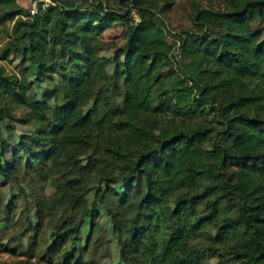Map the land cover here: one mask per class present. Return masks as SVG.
Instances as JSON below:
<instances>
[{
    "label": "trees",
    "instance_id": "1",
    "mask_svg": "<svg viewBox=\"0 0 264 264\" xmlns=\"http://www.w3.org/2000/svg\"><path fill=\"white\" fill-rule=\"evenodd\" d=\"M55 1L32 16L0 0V62L19 55L22 67L7 81L0 67V123L36 128L9 168L20 174L30 154L27 174L57 182L58 248L102 214L119 264H264V0L196 7L177 33L163 20L176 0ZM115 27L122 40L106 42ZM56 38L51 63L36 59ZM53 251L47 264H86L82 244L57 261Z\"/></svg>",
    "mask_w": 264,
    "mask_h": 264
},
{
    "label": "rangeland",
    "instance_id": "2",
    "mask_svg": "<svg viewBox=\"0 0 264 264\" xmlns=\"http://www.w3.org/2000/svg\"><path fill=\"white\" fill-rule=\"evenodd\" d=\"M33 1L18 0V4L22 8L31 9ZM50 1L52 4H57L55 0ZM108 1L110 6L115 8L121 0ZM154 2L161 6L165 0H154ZM224 6V0H176L174 8L163 18L165 27L173 33L192 29V18L196 7L223 11ZM133 18H136V16L134 15ZM122 37L123 28L115 27L108 30L103 39L106 42H117L121 41ZM169 37L170 42H173V37L171 35ZM4 42L2 41L1 44ZM59 44L60 41L56 38L48 53L40 54L35 58L50 64L56 57ZM87 45V40L80 41L78 49L84 50ZM16 46H20V44ZM64 50L65 56H72L73 58L77 56L75 52H70L67 48ZM111 54V52H104L103 56L109 57ZM12 60V63L0 62V67L4 68L7 75L2 79L3 81H7L9 76L13 75L22 78L19 55H14ZM110 71H112V68H110ZM34 80L33 75L29 76V82ZM52 86L45 83L41 86L37 84L36 88L40 92H46L52 89ZM35 132L36 128L33 125H23L13 120L0 123V133L5 141L4 150L6 151L4 158L0 161V168L5 167L7 171L6 176H0V264H47L44 258L49 245L54 246V254L51 258L57 261L67 251L78 250L79 244L86 247L84 263L119 264L120 240L114 231L112 232L108 217L102 214L86 219L82 235L78 241L68 239L64 249L58 248V244L64 238L66 232L60 217L67 214L64 212L67 209L51 206L56 194L57 182H53L51 179H41L33 172L27 174L25 161L30 154L26 156V160H23V166L18 167L19 172L21 170L20 174L12 172L9 168L17 160V155H14L13 151L15 149L20 150L31 142L30 137ZM1 143L0 139V150ZM31 147L34 148L35 146L32 145ZM44 198L47 199L44 200ZM24 203H27V205ZM26 207L28 210L30 209V214L25 212ZM33 246L35 247L32 248ZM12 249L15 250L14 253L10 251ZM79 256L78 253L77 257ZM218 261V258L210 257L205 260L204 264H217Z\"/></svg>",
    "mask_w": 264,
    "mask_h": 264
},
{
    "label": "built area",
    "instance_id": "3",
    "mask_svg": "<svg viewBox=\"0 0 264 264\" xmlns=\"http://www.w3.org/2000/svg\"><path fill=\"white\" fill-rule=\"evenodd\" d=\"M52 4L50 0H34L31 6V14L32 16L36 15L38 13L39 8L41 7L42 9L46 10L48 9Z\"/></svg>",
    "mask_w": 264,
    "mask_h": 264
}]
</instances>
